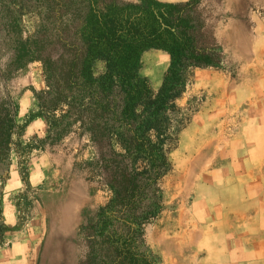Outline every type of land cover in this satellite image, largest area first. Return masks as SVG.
I'll return each instance as SVG.
<instances>
[{"label": "rangeland", "instance_id": "374dc122", "mask_svg": "<svg viewBox=\"0 0 264 264\" xmlns=\"http://www.w3.org/2000/svg\"><path fill=\"white\" fill-rule=\"evenodd\" d=\"M21 1L16 40L23 42L37 20ZM194 11L208 18L221 59L218 68L194 70L178 102L189 122L168 155L160 211L144 240L156 264H264V0H198ZM152 51L141 55L139 70H151L157 90L169 60L165 68L163 55L147 59ZM7 56L0 46L2 64ZM93 72L103 73V63ZM1 84L15 107V130L0 184L8 229L0 264H77L82 220L109 193L81 170L92 158L85 141L72 134L49 145L34 100L44 89L40 64Z\"/></svg>", "mask_w": 264, "mask_h": 264}, {"label": "trees", "instance_id": "16d2710c", "mask_svg": "<svg viewBox=\"0 0 264 264\" xmlns=\"http://www.w3.org/2000/svg\"><path fill=\"white\" fill-rule=\"evenodd\" d=\"M17 3L0 0V46L9 52L0 62V184L8 180L15 130V107L1 83L38 63L44 89L34 100L49 145L72 134L85 141L92 158L81 170L109 193L82 220L77 264H156L143 231L160 211L168 155L189 122L178 102L192 72L218 68L221 59L208 18L195 13L198 0H22L37 26L21 42ZM149 50L169 57L157 90L139 75ZM96 62L104 65L98 75ZM7 232L0 212V246Z\"/></svg>", "mask_w": 264, "mask_h": 264}, {"label": "crops", "instance_id": "0c3cea01", "mask_svg": "<svg viewBox=\"0 0 264 264\" xmlns=\"http://www.w3.org/2000/svg\"><path fill=\"white\" fill-rule=\"evenodd\" d=\"M177 2H185V1H188V0H176ZM160 55H163L164 56V58H163V63L165 64V68H166V66H167V64H168V60H169V57H168V55L166 54V53H164V52H162V51H152V54H150V55H148L147 56V59H150L152 56L153 57H159ZM151 72V70H149V71H145V72H143V73H141V69L139 70V75L141 76V77H144V78H147L148 80H149V82H150V84H151V81H150V77H149V75L151 74L150 73ZM161 82H162V80H161ZM161 82H160V84H161ZM160 84L158 85V87L160 86ZM152 85V84H151ZM157 88V87H156Z\"/></svg>", "mask_w": 264, "mask_h": 264}, {"label": "clouds", "instance_id": "9594fccd", "mask_svg": "<svg viewBox=\"0 0 264 264\" xmlns=\"http://www.w3.org/2000/svg\"><path fill=\"white\" fill-rule=\"evenodd\" d=\"M41 126H42V127L44 126L42 121H41ZM31 131H32V130L29 129V133H31ZM39 135H40V137H43V136L45 135V132L42 131V132H40ZM25 139H27V137H25Z\"/></svg>", "mask_w": 264, "mask_h": 264}, {"label": "bare ground", "instance_id": "6f19581e", "mask_svg": "<svg viewBox=\"0 0 264 264\" xmlns=\"http://www.w3.org/2000/svg\"><path fill=\"white\" fill-rule=\"evenodd\" d=\"M154 77V76H153ZM158 82V81H157Z\"/></svg>", "mask_w": 264, "mask_h": 264}]
</instances>
